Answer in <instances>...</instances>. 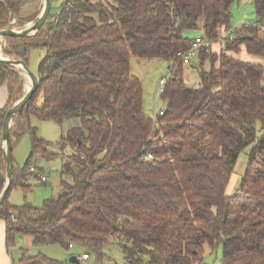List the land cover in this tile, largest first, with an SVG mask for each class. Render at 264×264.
I'll return each mask as SVG.
<instances>
[{
  "label": "trees",
  "instance_id": "16d2710c",
  "mask_svg": "<svg viewBox=\"0 0 264 264\" xmlns=\"http://www.w3.org/2000/svg\"><path fill=\"white\" fill-rule=\"evenodd\" d=\"M236 1L65 0L35 35L6 38L4 55L27 66L32 50L45 51L38 92L11 129L13 151L27 133L32 151L24 168L14 160V181L0 206L8 246L24 235L39 245L87 246L98 257L106 245H119L125 264H204L205 245L221 244V264H264V32L258 27L264 0H253L258 21L236 30L219 53L201 48L199 87L186 84L177 57L196 40L183 32L198 29L200 19L207 42L233 28ZM37 2L0 0V29L36 21L41 11L31 7ZM241 47L256 60L237 58ZM132 58L170 65L160 96L165 113L156 120L145 112ZM4 84L10 99L0 109V194L6 184L4 120L23 85L18 71L0 64ZM31 116L60 125L80 121L60 142L62 150L73 149L63 169L72 182H63L59 196L41 208L9 202L15 187L31 189L26 183L36 162L53 156ZM246 150V171L227 195ZM23 262L70 264L41 255Z\"/></svg>",
  "mask_w": 264,
  "mask_h": 264
},
{
  "label": "rangeland",
  "instance_id": "374dc122",
  "mask_svg": "<svg viewBox=\"0 0 264 264\" xmlns=\"http://www.w3.org/2000/svg\"><path fill=\"white\" fill-rule=\"evenodd\" d=\"M40 1L31 7V10L39 8L42 12L44 6ZM65 0H53L52 1V13L54 14L57 9L61 7ZM257 14L255 6L252 3H239L238 1L232 6V18L231 26L233 29L238 30L243 27L244 24H255L257 22ZM16 21H12L9 26L22 30V28L15 27ZM204 20L200 19L199 27L195 30H185L184 36L193 38L195 36H203ZM235 30V31H236ZM223 31H225L223 29ZM212 43V42H211ZM7 46V40H0V52L5 58H10L4 55L3 49ZM223 47V46H222ZM45 55V51L38 48L31 51L29 60V69L35 74H38V69L42 58ZM237 58L245 60L247 57V51L245 47H241L240 51L234 54ZM249 59V58H248ZM247 59V61H249ZM191 65L185 66L184 77L186 84L191 87H199L200 78L197 68L199 66V59L194 58ZM169 64L162 59L138 61L135 58L131 59V70L137 75L143 85L144 92V109L145 112L153 119L156 120L158 110L166 107V103L161 99L159 95L160 80L162 78L169 77L170 70ZM205 68H209V64L205 65ZM16 70V69H15ZM18 71V70H16ZM19 72V71H18ZM20 74V73H19ZM22 79V91L20 99L27 93L30 78L26 74H20ZM29 80V81H28ZM264 84V79H263ZM31 86V84H30ZM42 102L41 98L38 101ZM18 119L14 118L12 123V130L16 129ZM29 123L32 128L36 129V135L38 139L48 143V150L53 156L49 159L40 158L34 168L40 172V174L47 177V182H42L39 179V175H30L27 179V185L31 186V189L25 191L22 187H15L9 196V202L12 206H22L25 203H30L34 207L41 208L48 199L57 198L62 192L64 186L63 182H72L71 176L63 174L64 165L71 161L73 149L67 147L62 150L60 142L63 137L66 136L68 131L73 127L79 126L80 121L78 119L66 120L63 124H57L53 121H43L35 116H31ZM32 151V136L27 133L17 142L14 151L13 158L15 165L20 168H24L27 160ZM248 164V150L242 153L236 163L234 174L231 178L230 184L227 188V195H232L236 192L246 171ZM75 166V165H73ZM12 258L15 264H24L23 259L32 258L36 256H45L55 261H68L72 256L79 258L78 264H125V257L122 249L119 245L108 244L103 248L101 257L87 246L75 245L74 248L65 249L63 246L49 245V244H35L31 236H18L14 244L12 245ZM223 247L221 244L217 245L214 249L209 244L205 245L204 264H221ZM84 254L89 255L88 259H83ZM76 264V263H74Z\"/></svg>",
  "mask_w": 264,
  "mask_h": 264
},
{
  "label": "water",
  "instance_id": "95a60500",
  "mask_svg": "<svg viewBox=\"0 0 264 264\" xmlns=\"http://www.w3.org/2000/svg\"><path fill=\"white\" fill-rule=\"evenodd\" d=\"M52 0H44V8L37 18L36 21L31 22L22 30H17L13 27H7L0 29V40L10 38V37H28L33 36L38 33L46 24L49 15L52 11ZM0 64L6 67H10L19 71L20 74L26 73L30 78L31 86L28 89L27 93L19 99L7 112L4 126L3 134L1 138L2 147L5 151V161H6V184L0 194V206L7 199L8 192L14 181L13 178V167H14V158H13V143H12V123L16 115H18L33 99L34 95L38 92L39 89V79L26 65L25 62L20 60H15L11 58L0 57ZM79 258L72 256L69 260L70 264H78Z\"/></svg>",
  "mask_w": 264,
  "mask_h": 264
},
{
  "label": "built area",
  "instance_id": "2783aa9c",
  "mask_svg": "<svg viewBox=\"0 0 264 264\" xmlns=\"http://www.w3.org/2000/svg\"><path fill=\"white\" fill-rule=\"evenodd\" d=\"M246 25L247 26H252L254 24L246 23ZM258 27H259V30L261 32H264V24H259ZM235 37H236V31L233 28H231L230 30L225 31L224 34L221 36L220 40L217 41V42H219V44L224 46V44H225L227 39L233 40ZM212 45H213V42L211 43V42H207V41L202 40V38H197L194 41L192 47L187 52H185V53L184 52H180V53H178L177 57L180 58L183 61L185 66L191 65L192 60L194 58H198L201 48L207 47V48L211 49ZM167 81H168V77L162 78L160 80V83H159L160 84V87H159V95L160 96H161V94L164 91V88H165V85H166ZM164 113H165V108L158 110L157 115L161 116V115H164ZM147 159H149V160L153 159V156L152 155H148ZM31 171L34 174L39 175V179L42 182H47V177L45 175L40 174V172L37 171L36 168H34V167L31 168ZM82 258L83 259H88L89 255L84 254L82 256Z\"/></svg>",
  "mask_w": 264,
  "mask_h": 264
},
{
  "label": "crops",
  "instance_id": "0c3cea01",
  "mask_svg": "<svg viewBox=\"0 0 264 264\" xmlns=\"http://www.w3.org/2000/svg\"><path fill=\"white\" fill-rule=\"evenodd\" d=\"M237 1L240 4L245 3V2L254 4L253 0H237ZM41 3H42V7H43L44 6V0L40 1V6H41ZM56 12H59V10L57 9ZM201 37L202 36H195L193 38L197 39V38H201ZM222 48L223 47L221 44H219V42H213L211 51L214 53H219ZM247 57L249 59L245 58V60H247V59L249 61L256 60V58L250 57L249 55H247ZM168 69H170V65H169ZM9 99H10V96H9L8 85L4 84V85L0 86V109H3L8 105ZM74 247L75 246L71 245L70 249L74 248ZM11 250H12V246H8V242H7V225H6V222L4 220L0 219V264H15L14 260L12 258Z\"/></svg>",
  "mask_w": 264,
  "mask_h": 264
},
{
  "label": "bare ground",
  "instance_id": "6f19581e",
  "mask_svg": "<svg viewBox=\"0 0 264 264\" xmlns=\"http://www.w3.org/2000/svg\"><path fill=\"white\" fill-rule=\"evenodd\" d=\"M28 26V25H27ZM3 54H1V52H0V57H3L2 56ZM26 74V73H25ZM27 77H28V75H26ZM29 81V80H28ZM30 84H31V82L29 83V85H28V89L30 88Z\"/></svg>",
  "mask_w": 264,
  "mask_h": 264
}]
</instances>
